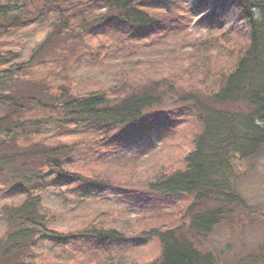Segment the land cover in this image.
<instances>
[{
  "label": "trees",
  "instance_id": "16d2710c",
  "mask_svg": "<svg viewBox=\"0 0 264 264\" xmlns=\"http://www.w3.org/2000/svg\"><path fill=\"white\" fill-rule=\"evenodd\" d=\"M194 15L219 34L178 39ZM182 125L177 168L114 181L134 144ZM260 158L264 0H0V264H106L151 240L149 264H264V242L242 255L210 239L254 228L238 181ZM116 194L149 216L134 236L103 213Z\"/></svg>",
  "mask_w": 264,
  "mask_h": 264
},
{
  "label": "rangeland",
  "instance_id": "374dc122",
  "mask_svg": "<svg viewBox=\"0 0 264 264\" xmlns=\"http://www.w3.org/2000/svg\"><path fill=\"white\" fill-rule=\"evenodd\" d=\"M186 5L194 4L197 0H184ZM228 22L235 21V13L232 9L228 14ZM198 16L192 18L191 23L187 25L185 29H182L178 34V39L189 40L192 42H199L202 39H211V36L218 35L219 32L208 31L203 27L195 24ZM242 26L238 27L241 29ZM43 27L39 29L31 28L22 34V38L25 41V48L39 38L43 34ZM175 40V37H171ZM136 56H144V54H138ZM151 55L145 54L144 58H150ZM105 81V80H104ZM182 127V128H181ZM175 135L169 137L164 143L157 145L155 149H151L147 153H143V143L134 144L131 147V152L135 154L133 160L126 162L127 164L121 165V167H115L114 181L120 184H129L133 186L136 184L138 187L145 185L147 179H152L161 170H168L177 168L180 165V161L183 155L187 152L188 131L185 126H181ZM186 128V129H185ZM184 131V132H183ZM152 141H155V137H152ZM140 147V148H139ZM245 167V166H244ZM242 171V170H241ZM238 189L239 193L244 197L249 205L254 208L253 227L246 226L241 229L236 228V231H229L226 228L217 231L211 236L212 245L214 251L218 249H231L230 252L235 254L240 253L245 255L252 250L253 244L257 242H264V158H260L258 165L251 169L246 168L239 173ZM240 195V196H241ZM137 198H134V202ZM131 198L125 195H112L105 200L106 209H102L105 216L117 219V211L121 214V220L124 229L129 236H134L143 227H146L149 222V216L147 213H136L130 210ZM148 219V220H146ZM118 220V219H117ZM245 221V220H244ZM152 224L153 222L150 221ZM121 224V225H122ZM2 233V226L0 224V234ZM159 251L158 245L155 241H147L146 244L141 247L127 248L121 246L120 249L112 251L110 257H106V264H149L155 258ZM217 251V252H218ZM257 252V250H256ZM232 255V254H231ZM104 258V259H106ZM264 258V254H263ZM87 264V263H86Z\"/></svg>",
  "mask_w": 264,
  "mask_h": 264
}]
</instances>
